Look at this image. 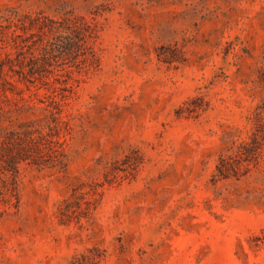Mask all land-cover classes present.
I'll use <instances>...</instances> for the list:
<instances>
[{
	"label": "rangeland",
	"instance_id": "1",
	"mask_svg": "<svg viewBox=\"0 0 264 264\" xmlns=\"http://www.w3.org/2000/svg\"><path fill=\"white\" fill-rule=\"evenodd\" d=\"M0 264H264V0H0Z\"/></svg>",
	"mask_w": 264,
	"mask_h": 264
}]
</instances>
